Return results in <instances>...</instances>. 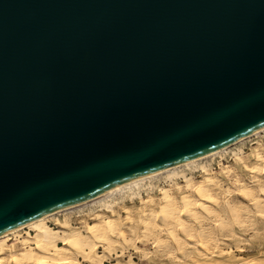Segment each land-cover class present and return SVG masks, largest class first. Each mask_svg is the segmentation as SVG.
<instances>
[{
  "label": "water",
  "instance_id": "95a60500",
  "mask_svg": "<svg viewBox=\"0 0 264 264\" xmlns=\"http://www.w3.org/2000/svg\"><path fill=\"white\" fill-rule=\"evenodd\" d=\"M264 127V0H0V235Z\"/></svg>",
  "mask_w": 264,
  "mask_h": 264
},
{
  "label": "bare ground",
  "instance_id": "6f19581e",
  "mask_svg": "<svg viewBox=\"0 0 264 264\" xmlns=\"http://www.w3.org/2000/svg\"><path fill=\"white\" fill-rule=\"evenodd\" d=\"M262 132H264V127L232 145L240 144L245 139ZM232 145L185 163L138 177L85 202L45 215L0 235V264H81L78 257L90 264H100L105 252H110L116 245H123L129 240L127 232L132 237H136L139 226L142 235L145 237L153 236L156 233L166 235L165 238L155 240V244L159 248H173L172 245L180 248L182 244L194 240V232L197 233V239L199 238L198 241L203 245L202 239L206 237L208 229L206 230L202 226V221L211 216L220 217V207L225 212L238 216L240 206L219 200L213 191L214 187L219 186V184L215 178L208 176L206 169L207 176L197 182H194L192 177L187 176L183 170L196 165L199 166L206 158L221 153ZM240 154L241 151L234 153L235 159L239 162H241ZM251 159L253 165L251 167L244 166L245 169L252 174L264 171V153L260 148L254 149ZM164 177L169 182L179 177L183 179V188L176 185L178 194L173 193L170 188L160 187L157 199L148 195L146 198H140V203L133 212L126 209L122 216L115 213L112 204L115 195L126 193L139 195L138 191L142 184ZM234 185L238 188L239 195L251 202L254 207L263 204V183H260L255 189L236 178ZM97 205L103 206L111 215L98 214L93 222L80 228L73 227L67 220L59 222L56 218L54 220L58 226L52 227L50 224V220L58 214H71L86 207ZM196 224L200 225L198 230H195ZM20 231H25L26 236L21 238L19 236ZM11 235L16 237L22 246L17 253H14L15 246L13 244L6 245V241ZM100 248H102L101 253ZM6 250L10 253L13 252L11 257L4 255Z\"/></svg>",
  "mask_w": 264,
  "mask_h": 264
},
{
  "label": "rangeland",
  "instance_id": "374dc122",
  "mask_svg": "<svg viewBox=\"0 0 264 264\" xmlns=\"http://www.w3.org/2000/svg\"><path fill=\"white\" fill-rule=\"evenodd\" d=\"M234 148V151L236 149L239 152L242 150L239 155L241 162L237 161L235 156H232L230 159L223 161L218 168L211 171L207 170L206 172L208 176L215 178L219 184L213 189L219 200L238 204L240 206L238 209L239 213L238 216L231 215L220 207V217L211 216L207 219L205 218L201 223L206 230L208 229L206 237L202 239L204 246L198 241V235L194 232L195 237L192 242H195V244L188 241L186 242L187 244H182L180 248L174 245H172L173 248H159L155 244V240L165 238L166 235L164 233H156L153 236L145 237L142 235V230L139 226L136 237H132L127 232L129 240L123 245H116L110 252H105L100 264H264V202L254 207L251 202L246 201L239 195L238 188L234 185V179L236 178L255 189L260 183L264 184V171L252 174L244 167L253 165L251 155L255 148H260L264 153V133L247 142H242ZM199 165L201 166L202 164L200 163ZM186 174L191 176L194 182L207 176L205 171L188 172ZM176 185H180L183 188V179L181 177L173 179L172 182H169L164 177L142 184L138 191L139 195L129 193L115 195L112 199L115 213L122 216L126 209L133 212L140 203V198H146L148 195L157 199L160 187L170 188L173 193L178 194ZM182 188L181 191L183 190ZM98 214L111 215L103 206L97 205L86 207L71 214H58L50 220V224L52 227H57L58 223L54 220L56 218L59 222L67 220L73 227L80 228L93 222ZM197 226L198 228H196ZM196 227L195 230H198L200 225L196 224ZM24 232L20 231L19 236L21 238L26 236ZM11 244L15 246L14 253H17L22 248L16 237L12 235L6 241L7 246ZM99 251L101 253L102 248ZM164 251L166 252L163 253ZM12 253L6 250L4 255L11 257ZM78 259L81 264H90L81 257H78Z\"/></svg>",
  "mask_w": 264,
  "mask_h": 264
},
{
  "label": "built area",
  "instance_id": "2783aa9c",
  "mask_svg": "<svg viewBox=\"0 0 264 264\" xmlns=\"http://www.w3.org/2000/svg\"><path fill=\"white\" fill-rule=\"evenodd\" d=\"M264 132H262V133H259V134H263ZM259 134L258 135H253V136H251V137H249V138H247V139H245L243 142H247V141H249L250 139H252V138H255V137H257V136H259ZM238 145V144H237ZM236 145H232L231 147H229L228 149H226L225 151H223V152H221V153H218V154H215V155H213V156H210V157H208V158H206L201 164H202V166H204L203 168H202V166H198V165H196V166H193V167H191V168H188V169H184L183 170V172H185V173H188V172H190V173H197V172H204L205 171V169L206 170H214L215 168H218L219 167V165H221L222 164V162L223 161H226L227 159H230L232 156L234 157V153L235 152H238V149H236V151H234V147H235ZM242 151V150H241Z\"/></svg>",
  "mask_w": 264,
  "mask_h": 264
}]
</instances>
